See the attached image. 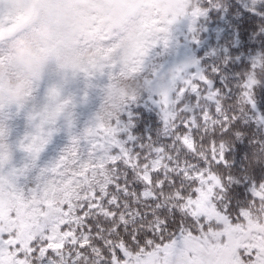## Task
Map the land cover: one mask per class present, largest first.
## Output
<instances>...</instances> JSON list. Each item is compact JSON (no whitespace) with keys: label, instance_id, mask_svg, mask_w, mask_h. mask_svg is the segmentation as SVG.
<instances>
[{"label":"snow or ice","instance_id":"obj_1","mask_svg":"<svg viewBox=\"0 0 264 264\" xmlns=\"http://www.w3.org/2000/svg\"><path fill=\"white\" fill-rule=\"evenodd\" d=\"M113 2L122 26L100 31L95 20ZM57 6L71 13L70 27L59 21ZM185 14L142 17L134 0H0V85L8 71L7 45L27 37L38 22L56 32L50 62L66 78L85 82L79 98L64 95L63 85L50 87L43 107L27 116L32 131L17 145L26 162L0 163V264H264V227L253 223L254 212L264 217V183L239 207L226 199L214 172L224 164L225 145L217 137L252 103L253 76L238 86L229 105L198 71L177 70L167 81L155 71L145 73L149 53L168 47L171 26ZM199 15V9L191 11L193 19ZM122 47L129 51L124 65L117 61ZM120 79L155 85L149 93L157 97L167 143L149 140L133 152L127 143L132 137L121 138L120 117L137 96L116 108L99 107L73 134L75 110L87 90L97 81L103 82L101 90ZM40 81L25 103L7 109L0 104V117L24 109ZM61 128L67 146L51 164L37 168ZM6 139L0 122V141Z\"/></svg>","mask_w":264,"mask_h":264},{"label":"rangeland","instance_id":"obj_2","mask_svg":"<svg viewBox=\"0 0 264 264\" xmlns=\"http://www.w3.org/2000/svg\"><path fill=\"white\" fill-rule=\"evenodd\" d=\"M243 1L245 0H193L192 3L205 4L210 12L209 20L200 25L195 37L189 40L184 38L180 42L172 37L170 28L168 47L154 48L145 61L146 74L155 71L166 81L177 70L186 74L198 71L206 77L204 73L215 65L219 68L215 90L228 98L229 105H233L237 99L240 91L238 86L249 75L253 76L255 83L251 89L252 103H245L236 113L237 119L229 132L217 137L225 145L224 164L215 166L214 172L222 181L226 199L239 207H246L253 190L264 183V0H253L259 4L260 9L249 14L239 10ZM230 15L236 23L234 38L231 41L230 38L222 40L212 28L220 25L222 19L230 35ZM95 83V88L87 90V99L78 103L73 134H79L99 109V89L103 82ZM84 91L85 82L83 90H67L64 95L79 98ZM156 100L154 95L142 93L135 103L126 108L127 117H120L121 126L125 129L121 138L127 140V137H132L127 143L133 152L139 151L138 146L149 140L157 146L167 143ZM233 111L235 109L230 108V113ZM8 117L9 113H5L0 119L5 122ZM67 144L68 134L61 128L53 134L40 154L36 162L37 168L51 164ZM25 162L26 159L20 167ZM25 179L31 183L34 175Z\"/></svg>","mask_w":264,"mask_h":264},{"label":"clouds","instance_id":"obj_3","mask_svg":"<svg viewBox=\"0 0 264 264\" xmlns=\"http://www.w3.org/2000/svg\"><path fill=\"white\" fill-rule=\"evenodd\" d=\"M193 0H134L137 14L148 16L158 15L161 18L179 15L189 10ZM56 16L64 27L72 24V15L63 11L59 6L55 8ZM123 18L117 4L110 3L106 14L95 20L96 28L100 31H112L122 26ZM56 37L53 27L45 23H36L31 33L21 39H15L5 49L4 56L8 63V71L2 85H0V104L5 109L26 102L28 91L32 84L41 80L50 63L48 50ZM132 30H128V40H132ZM129 58L127 47H122L117 57L119 64L124 65ZM155 90V85L145 84L142 80L120 79L105 85L99 94L100 106L116 108L130 96L139 97L142 93ZM14 151L7 140L0 141V163L7 164L14 158ZM259 222L264 227V217H257L253 213V223ZM247 227V226H245ZM219 231V230H217Z\"/></svg>","mask_w":264,"mask_h":264},{"label":"trees","instance_id":"obj_4","mask_svg":"<svg viewBox=\"0 0 264 264\" xmlns=\"http://www.w3.org/2000/svg\"><path fill=\"white\" fill-rule=\"evenodd\" d=\"M192 4L195 5L189 8L185 16L178 18L177 22L171 26L172 37L176 42H180L184 38L189 40V38H192L193 36L195 37L196 30L199 29L200 25L209 20L210 12L204 3L197 4L195 2ZM194 9H199V11L202 13V15L195 17V19H193L191 16V11ZM259 9V4L253 0L243 1L241 7H239L241 12L247 14L250 12H257ZM235 24V19L230 15V35L228 33V28L222 19H220V25L213 26L212 31L218 34L219 38L222 40L230 38L231 41L234 38ZM218 69L219 68L213 65L210 69H207L206 73H204L206 78L210 79L209 81L214 86V90L217 88L215 80L218 77ZM54 85H63L64 94L67 90L79 92L84 89V81L81 77L77 76L72 78L69 74L66 78L65 73L59 69L54 62H50L46 69L45 75L39 82L32 98L26 103L25 108L20 110L19 113H17L15 109L7 112L9 113V117L5 122L3 119H0V122L3 123L7 132L6 140L15 153L13 163L16 167H20L21 163L26 159V154L18 151L17 145L26 134L32 131V128L27 120V116L29 113L33 111H39L43 107V105L46 103L47 90ZM122 115L127 117V113L125 111L122 113Z\"/></svg>","mask_w":264,"mask_h":264}]
</instances>
